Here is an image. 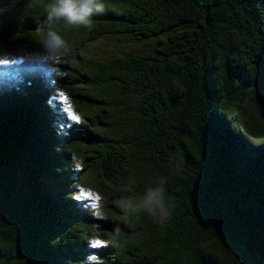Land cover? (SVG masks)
I'll return each instance as SVG.
<instances>
[{
  "label": "trees",
  "instance_id": "trees-1",
  "mask_svg": "<svg viewBox=\"0 0 264 264\" xmlns=\"http://www.w3.org/2000/svg\"><path fill=\"white\" fill-rule=\"evenodd\" d=\"M25 3L0 15V51L38 48L46 13ZM105 5L91 31L61 27L74 51L51 68L67 76L4 58L22 63L0 75V264H85L90 252L103 264H264V0ZM109 35L159 38L145 53L83 56ZM58 87L75 98L69 128L52 105ZM161 177L165 223L116 206ZM98 178L116 200L102 217L77 189ZM95 229L107 247L89 249L82 237Z\"/></svg>",
  "mask_w": 264,
  "mask_h": 264
},
{
  "label": "clouds",
  "instance_id": "clouds-1",
  "mask_svg": "<svg viewBox=\"0 0 264 264\" xmlns=\"http://www.w3.org/2000/svg\"><path fill=\"white\" fill-rule=\"evenodd\" d=\"M17 2L18 0H6L4 4H0V15L10 11ZM25 7L26 9L43 7L45 10V17L37 24V31L41 35L38 42L39 46L27 54H12L7 50L0 51V61H3L5 57L8 59L17 58L23 59L24 65L44 63L55 68H59L61 64L66 63L72 57L74 51L73 45L61 35V27L73 26L77 29L84 28L91 31L93 18L102 15L106 10L105 0H26ZM24 65H20V67ZM65 76H67V73L63 70L55 73L56 79ZM81 164L82 161L77 160L76 168L80 169ZM166 183L167 178L161 177L157 186L148 187L138 202L121 197L116 206L126 214L146 213L163 224L170 219L173 206L164 187ZM98 199L102 201L101 197H98ZM93 209L94 215L102 217L101 211L97 210L95 205H93ZM115 231L119 234L120 229L117 228ZM82 238L86 241L89 249L108 246L107 242L96 246L94 241L99 239L94 236L85 234ZM85 264H103V261L96 252H90L85 257Z\"/></svg>",
  "mask_w": 264,
  "mask_h": 264
},
{
  "label": "rangeland",
  "instance_id": "rangeland-1",
  "mask_svg": "<svg viewBox=\"0 0 264 264\" xmlns=\"http://www.w3.org/2000/svg\"><path fill=\"white\" fill-rule=\"evenodd\" d=\"M158 38L159 37H153L147 38L143 41H139L134 37L128 35H109L95 42L88 43L85 46L83 56L90 59H106L123 56L129 53H145L155 50ZM14 63L21 64L22 62L14 60L0 61V75L8 73V71L11 69L12 64ZM27 66L28 68H32V66L29 64ZM38 66L49 69V72L46 75L50 78V80H52V82L55 81V73L59 72L56 70L57 68H51V65H47L44 63H41ZM71 93H73L72 90L67 91L63 87H58L56 90H54L52 96L53 107H59L62 113H67L68 120L66 121V124L68 128L75 122H78V119L71 114V99H75L74 97L70 96ZM77 160L82 161V164L80 169H77L76 166L74 169L77 171V177L82 178L87 170V161L85 155L81 154L78 157L74 156V162L72 164L76 165ZM77 189L78 198L83 205V210L89 212L93 216H96L93 214V205H95L96 209L101 211V213L103 214L108 206L115 203L116 201L113 190L99 178L97 180H94L91 184H89L87 181L77 183ZM98 197H101L102 201L98 199ZM94 234H96L97 239L102 241L101 239H103V236L98 229H95Z\"/></svg>",
  "mask_w": 264,
  "mask_h": 264
},
{
  "label": "snow or ice",
  "instance_id": "snow-or-ice-1",
  "mask_svg": "<svg viewBox=\"0 0 264 264\" xmlns=\"http://www.w3.org/2000/svg\"><path fill=\"white\" fill-rule=\"evenodd\" d=\"M75 118L78 119V117H75ZM102 243H103V242L100 241V240H96V241H94V244H95L96 246H99V245H101Z\"/></svg>",
  "mask_w": 264,
  "mask_h": 264
}]
</instances>
